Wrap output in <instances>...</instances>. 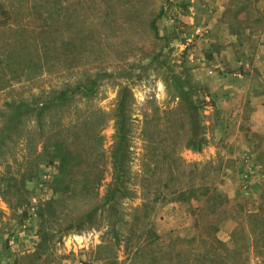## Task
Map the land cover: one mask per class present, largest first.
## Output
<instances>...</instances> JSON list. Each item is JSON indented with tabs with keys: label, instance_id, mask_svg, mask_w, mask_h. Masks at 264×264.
Listing matches in <instances>:
<instances>
[{
	"label": "rangeland",
	"instance_id": "374dc122",
	"mask_svg": "<svg viewBox=\"0 0 264 264\" xmlns=\"http://www.w3.org/2000/svg\"><path fill=\"white\" fill-rule=\"evenodd\" d=\"M0 5V264H264V0Z\"/></svg>",
	"mask_w": 264,
	"mask_h": 264
},
{
	"label": "crops",
	"instance_id": "0c3cea01",
	"mask_svg": "<svg viewBox=\"0 0 264 264\" xmlns=\"http://www.w3.org/2000/svg\"><path fill=\"white\" fill-rule=\"evenodd\" d=\"M203 60H205V59H203ZM206 61H207V65H205V67H201L199 69H196V73L198 75H197V78L195 80L193 79L192 81L195 84H204V85L208 86L209 88H211L212 90L217 91L218 86H213V84H212L213 82H210L211 79L213 80L214 69L209 66V64L211 62L209 60H206ZM233 74H234V76H236V73H233ZM217 76H219V78H217L218 85H221L220 91L224 92L225 90L229 89L228 88L229 87L228 81H231V75H229V73L223 72L221 76L219 75V73H217ZM238 76H241V75H238ZM232 86L236 91H241V89H242L240 87L239 81H236V83H232ZM249 155H251V158L254 155L252 153V150H250Z\"/></svg>",
	"mask_w": 264,
	"mask_h": 264
},
{
	"label": "trees",
	"instance_id": "16d2710c",
	"mask_svg": "<svg viewBox=\"0 0 264 264\" xmlns=\"http://www.w3.org/2000/svg\"><path fill=\"white\" fill-rule=\"evenodd\" d=\"M0 9H1V5H0ZM195 114H196V109L195 108L191 109L190 115H191V118H193L192 123H196V119L194 120ZM204 144H206L205 140L197 134V129L195 130L193 129L192 134L189 140L187 141V143L185 144V146L187 148H191V149L199 151L202 148V145ZM89 214H90V211L86 213L87 216Z\"/></svg>",
	"mask_w": 264,
	"mask_h": 264
}]
</instances>
